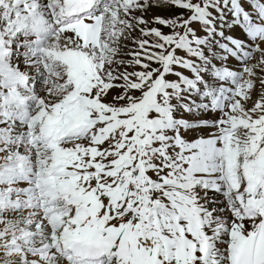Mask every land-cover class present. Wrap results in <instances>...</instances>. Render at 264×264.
I'll return each instance as SVG.
<instances>
[{"label": "snow or ice", "instance_id": "obj_1", "mask_svg": "<svg viewBox=\"0 0 264 264\" xmlns=\"http://www.w3.org/2000/svg\"><path fill=\"white\" fill-rule=\"evenodd\" d=\"M0 264H264V0H0Z\"/></svg>", "mask_w": 264, "mask_h": 264}]
</instances>
